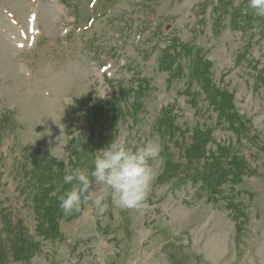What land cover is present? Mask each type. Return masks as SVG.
<instances>
[{"label":"rangeland","instance_id":"1","mask_svg":"<svg viewBox=\"0 0 264 264\" xmlns=\"http://www.w3.org/2000/svg\"><path fill=\"white\" fill-rule=\"evenodd\" d=\"M29 2L0 0V264H264V17ZM114 140L161 145L146 206L65 216L66 170Z\"/></svg>","mask_w":264,"mask_h":264},{"label":"clouds","instance_id":"2","mask_svg":"<svg viewBox=\"0 0 264 264\" xmlns=\"http://www.w3.org/2000/svg\"><path fill=\"white\" fill-rule=\"evenodd\" d=\"M255 16L264 17V0H248ZM162 151L156 141L129 147L125 141L114 140L94 159V169L69 168L63 177L69 190L58 196L59 208L65 216L80 213L82 204H91L99 214L108 209L107 201L123 210L141 209L150 194L156 173L149 161L157 160ZM93 182L101 186L92 193Z\"/></svg>","mask_w":264,"mask_h":264},{"label":"trees","instance_id":"3","mask_svg":"<svg viewBox=\"0 0 264 264\" xmlns=\"http://www.w3.org/2000/svg\"><path fill=\"white\" fill-rule=\"evenodd\" d=\"M210 100H211V98H210Z\"/></svg>","mask_w":264,"mask_h":264}]
</instances>
